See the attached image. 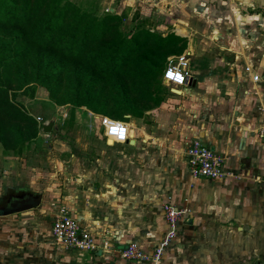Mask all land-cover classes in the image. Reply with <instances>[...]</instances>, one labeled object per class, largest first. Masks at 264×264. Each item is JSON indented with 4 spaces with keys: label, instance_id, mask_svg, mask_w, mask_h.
Instances as JSON below:
<instances>
[{
    "label": "crops",
    "instance_id": "1",
    "mask_svg": "<svg viewBox=\"0 0 264 264\" xmlns=\"http://www.w3.org/2000/svg\"><path fill=\"white\" fill-rule=\"evenodd\" d=\"M160 1L166 8L177 3L210 12L216 19L211 54L201 49L198 67H191L192 81L179 89L182 93L170 90L181 99L178 115L171 112L179 118H145L147 111L126 115L130 118L120 120L128 124L129 144L107 142L100 115L91 111L85 130L71 144L55 140L60 131L54 124L48 141L54 143L48 146L54 173L39 192L38 206L0 215L5 222L0 264H153L124 259L120 252L136 243L152 253L169 229L164 204L182 213L175 238L156 264L264 262V138L257 132L264 124V0L154 4ZM186 51L190 56L189 44ZM38 128L37 138L46 137ZM193 138L225 156L229 175L190 176L186 148ZM15 157L7 155V192L24 189ZM34 184L38 187L40 180ZM61 206L89 230L94 250L55 242L51 225Z\"/></svg>",
    "mask_w": 264,
    "mask_h": 264
},
{
    "label": "trees",
    "instance_id": "2",
    "mask_svg": "<svg viewBox=\"0 0 264 264\" xmlns=\"http://www.w3.org/2000/svg\"><path fill=\"white\" fill-rule=\"evenodd\" d=\"M99 8L96 1L0 0V149L5 154L22 155L38 136L35 116L18 99L33 98L38 86L57 105L93 112V102L101 101L110 115L124 120L161 102L157 85L166 59L185 50L186 38L162 35L142 22L126 34L122 14H101Z\"/></svg>",
    "mask_w": 264,
    "mask_h": 264
},
{
    "label": "rangeland",
    "instance_id": "3",
    "mask_svg": "<svg viewBox=\"0 0 264 264\" xmlns=\"http://www.w3.org/2000/svg\"><path fill=\"white\" fill-rule=\"evenodd\" d=\"M78 3L86 1H96V4L99 8V12H115L122 14L123 26L122 30L127 34L134 31V26L138 23H146L145 26L148 27L151 31H156L162 35H166L170 32H175L176 34L186 35V48L191 52L190 60L191 64L189 69L198 67L197 61L202 59L201 53L202 50L205 51L206 55L211 54L214 43L210 41L209 37L212 35H217V32L212 31V25L216 23V19L210 14V12H201L199 9H191L186 7V5L179 4H169L167 8L165 7L164 1H160L159 5L154 4L155 0H73ZM188 1V0H187ZM184 6V7H183ZM107 9V10H106ZM112 9V10H111ZM189 36V38H188ZM191 39V41H190ZM204 41V42H203ZM200 55V58L198 56ZM196 56L198 58L196 59ZM158 86L159 97L161 98V103L159 106L153 105L146 110H144L142 115L147 114L145 118H179L177 116H172V110L175 111V114L179 113V106L181 104V99L175 97L170 92V87H166L165 84H162L160 81V86ZM177 93H182L181 90L177 88H172ZM43 94L38 98L27 97L20 95L19 100L23 103L28 112L36 113L37 115L43 116L47 119H55V126L60 129L59 134L55 138L56 141L65 142L71 144L79 131L85 130V118L89 117V112L85 107L75 108L71 105H67L66 109L69 113L74 114V118H68L65 121L59 117L57 112V104L52 102L47 95L45 94L46 89H41ZM156 91V92H157ZM47 93V91H46ZM48 94V93H47ZM93 113H98L99 115H107L110 118L120 120V117H114L110 115L106 109V106L102 105L101 101L93 102ZM155 110V111H154ZM165 110V112H164ZM167 110V111H166ZM92 111V110H91ZM149 111H153L149 113ZM170 113V114H169ZM126 118H130L125 115ZM76 118H81V123L76 121ZM83 119V120H82ZM124 119V118H122ZM94 125L95 120H93ZM123 121V120H120ZM83 123V124H82ZM99 129L102 130V127L99 126ZM93 130V129H92ZM99 130V131H100ZM45 138L41 137L34 139L31 143L28 144L27 149L23 152L22 155L16 156L15 159H18L17 164L22 168L21 173V182L20 186H24V189L35 192L39 194L42 187L48 183L51 176L53 175V169L51 164L55 157L54 154H49V145H53V142H46ZM125 144V143H120ZM129 144V143H128ZM131 144V143H130ZM7 154L2 152L0 149V197L7 190ZM23 177V179H22ZM20 179V176H18ZM35 178L37 181L40 180V184L35 186ZM24 181V183L22 182ZM0 225H5V222H1Z\"/></svg>",
    "mask_w": 264,
    "mask_h": 264
},
{
    "label": "built area",
    "instance_id": "4",
    "mask_svg": "<svg viewBox=\"0 0 264 264\" xmlns=\"http://www.w3.org/2000/svg\"><path fill=\"white\" fill-rule=\"evenodd\" d=\"M107 10V9H106ZM162 81L165 86L170 87L169 90L174 92L172 88L180 89L187 85L193 78V72L189 69V53L182 52L179 55H171L166 59V63L162 73ZM258 75L253 76V80H257ZM66 105H60L57 112L62 120L69 117ZM89 114L92 113L87 110ZM100 124L103 127V135L108 142L111 138L113 143H128L130 141V132L128 124L124 121L110 118L106 115H100ZM36 122L40 129L43 124L49 122L43 116H35ZM55 124V119L53 118ZM258 135L264 138V124L258 130ZM186 163L190 176L197 178H221L229 175L224 171L225 156L216 152L213 148L206 145L199 138H193L189 141L186 148ZM163 210L165 220L168 225L166 235L158 242L152 253L143 251L136 243H129L120 252L122 258L135 262H151L158 263L161 260L163 252L170 245L176 236V229L182 210H178L171 204H164ZM51 233L55 242L64 248H76L82 250H94L95 244L90 232L87 228L82 227L77 220L69 215L65 206H61L52 220ZM255 264H264L257 262Z\"/></svg>",
    "mask_w": 264,
    "mask_h": 264
},
{
    "label": "flooded vegetation",
    "instance_id": "5",
    "mask_svg": "<svg viewBox=\"0 0 264 264\" xmlns=\"http://www.w3.org/2000/svg\"><path fill=\"white\" fill-rule=\"evenodd\" d=\"M38 195L26 189H16L8 192L6 190L0 197V215H4L8 209L33 203Z\"/></svg>",
    "mask_w": 264,
    "mask_h": 264
},
{
    "label": "water",
    "instance_id": "6",
    "mask_svg": "<svg viewBox=\"0 0 264 264\" xmlns=\"http://www.w3.org/2000/svg\"><path fill=\"white\" fill-rule=\"evenodd\" d=\"M175 93H177V92H175ZM53 127H54L53 121H49L47 124H43L42 125V130L46 134V137H47V138H45L46 142H48L50 140V138H51L50 137V132H51ZM40 201H41V195H38L35 198V200L33 201V203L22 205V206H20L18 208L8 209L7 212H5L4 214H9V213H14V212H21V211L32 209V208L38 206L40 204Z\"/></svg>",
    "mask_w": 264,
    "mask_h": 264
}]
</instances>
